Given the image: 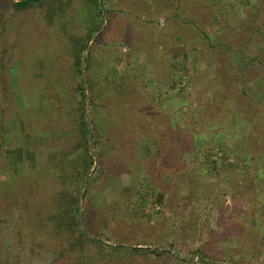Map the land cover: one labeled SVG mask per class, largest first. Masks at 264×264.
I'll return each mask as SVG.
<instances>
[{"label":"rangeland","instance_id":"rangeland-1","mask_svg":"<svg viewBox=\"0 0 264 264\" xmlns=\"http://www.w3.org/2000/svg\"><path fill=\"white\" fill-rule=\"evenodd\" d=\"M83 1H73V4L80 3V13L84 11ZM171 1L106 0L114 10L112 25L96 43L93 81L96 91L101 89L106 68L109 74L124 77L122 99L117 101L121 94L111 96L115 108L110 107L112 118L108 123L112 125L115 120L119 126L115 130L121 133L132 121L140 126L136 124L137 138L131 140L129 132L121 138L120 134L114 135V130L113 133L106 131L114 143L109 145L108 138L105 139L108 148L103 158L104 172L90 183L88 195L93 205L89 211L102 219L101 226L103 224L112 238L107 242L162 249L159 255L146 251L126 254L124 264H264V144L256 135L257 128L264 129L263 24L254 40L246 45L250 48L246 54L253 60L257 56L252 53L260 50L259 60L251 63L238 58L236 66L230 53L239 57L237 49L206 47L205 39L194 27L179 25L173 14L175 9L167 6ZM7 2L0 0V49L11 39H19L25 24L31 28L37 26L38 30L45 24L44 8L34 4L28 12L33 15L32 19L25 18L28 13L24 16L22 11L18 26L12 31L11 10L9 6L4 7ZM261 3L264 5V0ZM182 5L189 8L179 10L181 15H197V22L205 30H214L213 36H219L224 45L236 47L246 42L250 32L238 31L237 24L218 18L216 10L210 11L202 1L192 4L183 0ZM71 9L65 10L61 18L64 25L77 26L75 30L80 31ZM131 10L133 13H129ZM249 14V4L235 2V22ZM105 17L99 32L106 27L107 15ZM259 20L262 23L264 17ZM99 32L93 34L92 42ZM122 34L127 36L128 44L119 47L115 37ZM133 34L135 47L130 46ZM24 44L19 53L30 62L20 67L24 113L21 128L31 133L30 146L27 147L29 152H21V147L13 141L14 144L5 143L0 148V196H8L10 203L29 198L30 185L36 179L26 177L25 168L37 165L33 159L35 151L43 144L42 130H57L65 123L66 106L55 101L57 87L60 89L55 84L63 80L69 86L73 80L68 48L60 35L53 31L38 37L33 34L24 39ZM90 45L84 48L82 55L85 56ZM185 50L193 60L190 64L182 63ZM82 66L84 69L85 59ZM63 71L68 73L66 79ZM45 85H49L48 90ZM69 90L65 104L70 98ZM46 91L50 92V98L44 96ZM158 92L162 96L153 97ZM166 97L171 98V102H167ZM88 107L89 96L87 117ZM228 110L234 112L231 121L216 133L218 136L210 138L217 126L208 122L209 130L205 131L204 115L219 120ZM142 119L147 121L144 123ZM142 124L146 128L142 127L144 134L140 137L136 132ZM156 124L155 133H146L155 129ZM227 131L228 136L224 135ZM198 132L207 137L197 141L194 137L197 134L199 138ZM183 137H188L190 145H184L185 151H178ZM138 138L140 143L136 144ZM161 145L165 146L163 160H160ZM93 155L95 161L91 169L97 163L95 153ZM3 158L15 159L21 167L15 171ZM115 162L122 168L109 178L115 174V169H110ZM140 180L146 181L145 184L140 185ZM111 181H119L116 191L111 190V183H106ZM152 188H156L157 193H153ZM141 200L144 204L140 205ZM107 203L109 209L105 208ZM102 210L104 213L100 215ZM6 224L12 232L9 219ZM8 236L5 242L1 241L0 264H16L13 258L17 248L11 247ZM118 238L121 242L115 241ZM23 253L26 258L22 264H27L29 253L25 248Z\"/></svg>","mask_w":264,"mask_h":264},{"label":"trees","instance_id":"trees-1","mask_svg":"<svg viewBox=\"0 0 264 264\" xmlns=\"http://www.w3.org/2000/svg\"><path fill=\"white\" fill-rule=\"evenodd\" d=\"M73 1L47 0L46 3L45 0H8L4 6H9L7 8L11 10L10 29L12 31H14L16 25L18 26L21 12L23 11V15L25 16L31 11L34 4H40L44 8L42 17H44L45 24L40 30H38L37 26L31 28L25 24L20 38L15 37L11 39L3 49H0V148L2 144L6 143L10 146L15 142V145L21 147V152H29L27 149L30 146L28 144V137L31 133L21 128V121L24 115L21 97L23 88L19 80L20 67L23 63L30 62L29 59L23 58L19 53L23 49V45H25V38H29L33 34L37 35V37L46 35L48 31L55 32L57 36L60 35L68 48L70 56L68 58L71 59L70 68L73 79L69 86L63 80L55 84V86L57 85L60 88L58 89L57 87L55 92V101H58L62 107L66 106L65 123L57 130L40 129L43 131V139L40 138L43 144L38 149V152L35 151L36 157L33 159V162H36L37 165L33 164L31 167L25 168L27 169L25 170L26 177L36 179V182L30 185L29 198L10 203L8 196L2 194L0 196V220H4L0 222V246L2 242H5L6 236L9 235L7 239L9 242L12 241L11 247L16 246L17 248L13 258L16 264H22L23 258H26L24 257V253L22 254L23 248L29 253L27 264H37L39 261H44L46 264H124L123 258L124 260L126 259V254H139L146 251L159 255L162 251V249L158 250L154 247L145 248L139 245L112 244L107 242V239L112 238L108 230L103 227V224L101 226L102 219L96 218V214L89 211L90 205H93L88 195L90 183H92L98 174L102 175L104 172L103 158L106 155L105 149L108 148L105 144V139L108 138V144L114 143V140H110V136L108 137L105 134L106 131L113 133L112 131L114 130V135L120 134L121 138L124 136V133L129 132V139L131 140L132 137L137 138L134 132L137 129L136 124L138 122L132 121L129 127H125L126 130L123 133L115 130L119 128L115 120H112V125L108 123V119L111 121L112 118L110 107L115 108L114 104L111 103L113 99L111 96L125 92L121 85L124 77L120 76V74H109V68H106L102 74L104 76V81L100 84L102 88L96 91V85L93 81L96 78L94 76L96 67L94 63V49L101 35L106 32L108 27H111V17L114 10L109 7L106 0H84V11L82 10L80 13V3L82 2L79 1L80 3L75 2L73 4ZM196 1H202L210 11L216 10L218 18L225 20L226 23L228 21L231 25L237 24L239 26L238 31L250 32L246 42L242 46L236 47L232 44H228V46L224 45L220 42L219 36H213L214 30L211 32L205 30L202 24L197 22V15L185 17L180 14L179 10H182L184 7L186 9L189 8L188 5H182L183 0H172L166 5L175 9V13L173 14L177 17L179 25L194 27L199 32L206 41V47L214 49L223 46L228 51L230 49L232 51L237 49L239 57L236 53H230V58L235 65L239 63L238 58H245L251 63L256 59L257 61L259 60L258 58L261 55L260 50L252 53L253 56H257L253 60L252 56L246 54L250 50V48H246V45L252 42L257 36L258 31L260 32V29L264 27V21L261 23L259 20L260 17L261 19L264 17V5H262L261 0H189L192 4ZM235 2L242 5L249 4L251 7V14L240 16L236 22L233 16ZM9 3L11 5H8ZM160 3L162 6L164 5L162 1ZM70 7L75 12V22H79L80 31L75 30L77 26L64 25V19L61 18L65 10L69 9L70 11ZM105 13L108 19L106 27L93 38V42L87 49L85 56L82 55L89 40L104 22L106 18ZM129 13H133V11L131 10ZM86 14L88 17H86ZM82 16H84V19ZM32 17L33 15L28 13L25 18L32 19ZM261 24H263L262 28H260ZM135 34L131 36V43L132 40H136ZM115 39H118L117 45L119 47L123 44H128L125 34L121 36L117 35ZM132 45L133 47L136 46L133 43L130 46ZM128 53H130V50ZM83 58L85 59L84 69L82 66ZM156 61L159 63L160 58ZM192 62L193 60L188 51L185 50L184 62L182 63L190 64ZM238 69H241L240 65ZM67 76L68 73L63 71V77L66 79ZM45 86L48 90L49 85ZM68 90L70 91V98H68V103L65 104L64 101H67L65 94ZM242 92L246 95L244 88H242ZM44 96L50 98L51 94L46 91ZM87 96H89L88 117L85 114ZM122 96L123 94H121V98L117 101L122 99ZM156 96L160 97L162 94L158 92L153 97ZM166 100L167 102H171V98L166 97ZM229 110L228 112H224L219 118L222 122L215 118L213 120L209 119L204 115L203 123H205V126L207 125L205 131L209 130V124L217 126L216 131L210 135V138L218 136L219 134L216 135V133L223 129L226 123L228 124L231 121V116H233L234 112L230 113ZM237 115L240 117L241 114ZM141 121L145 123L147 120L142 119ZM208 122L211 123L208 124ZM241 123L240 121L239 124L242 126ZM137 125L140 126V124ZM142 127L146 128L142 124L138 132H136L140 137L144 134L141 133L144 132ZM131 128L133 129V134H130ZM156 129L157 124L155 125V129L146 130V133L153 134ZM198 133L199 138L197 134L194 137L198 139L197 141L205 139L206 134L200 135V132ZM229 133L227 131L224 135L228 136ZM236 135H238V132ZM256 135L263 142L261 144H264V129L257 128ZM187 138L183 137V140L181 139L182 144L177 148L178 151L190 145ZM136 142V144L140 143L139 138ZM160 150V160H163L165 146L162 148L161 145ZM94 153L97 157V163L91 169L95 161ZM2 160L7 161V164L11 163L15 171H18L19 167H21V165H17L15 159L6 160L3 158ZM120 168H122V165H117L115 162L110 167L112 170L115 169V174L109 178H113ZM88 172L90 173L83 185L84 178ZM118 182L111 181L106 183H111V190L116 191ZM145 182L144 180H140V185H144ZM152 191L153 193H157L156 188H152ZM157 200L159 201V198ZM138 204H144V201L141 200ZM109 205L107 203L105 208L109 209ZM103 213L104 211L102 210L100 215H103ZM8 219L10 225L13 226L12 232L7 229L6 222ZM115 241L121 242V239Z\"/></svg>","mask_w":264,"mask_h":264},{"label":"water","instance_id":"water-1","mask_svg":"<svg viewBox=\"0 0 264 264\" xmlns=\"http://www.w3.org/2000/svg\"><path fill=\"white\" fill-rule=\"evenodd\" d=\"M99 30L97 32H99ZM91 42H92V38L89 40V44H87L86 48L90 45ZM84 53H85V51H84ZM83 61H84V58H83Z\"/></svg>","mask_w":264,"mask_h":264}]
</instances>
